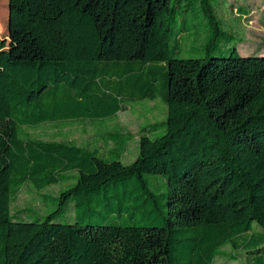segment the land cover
I'll use <instances>...</instances> for the list:
<instances>
[{
  "label": "trees",
  "instance_id": "obj_1",
  "mask_svg": "<svg viewBox=\"0 0 264 264\" xmlns=\"http://www.w3.org/2000/svg\"><path fill=\"white\" fill-rule=\"evenodd\" d=\"M215 1L9 0L0 264H214L226 246L264 264V55L236 45L175 55L191 8L226 36L216 14L225 0ZM157 98L167 117L143 128L131 164L122 160L131 133L109 132L107 157L30 133L100 124ZM68 180L47 215L12 213L26 183ZM62 211L69 221L56 219Z\"/></svg>",
  "mask_w": 264,
  "mask_h": 264
},
{
  "label": "rangeland",
  "instance_id": "obj_2",
  "mask_svg": "<svg viewBox=\"0 0 264 264\" xmlns=\"http://www.w3.org/2000/svg\"><path fill=\"white\" fill-rule=\"evenodd\" d=\"M219 2L220 0L215 1L217 4ZM8 3L9 0H0V49L7 46ZM216 14L226 36L214 37L211 26L199 7L186 11L185 28L179 37L180 47L176 56L200 58L226 54L227 49L235 45L243 55H264V0H225L224 6L216 7ZM167 113L166 103L157 98L154 101L135 102L120 111L114 119L100 124L78 122L69 124L65 128L46 124L30 130V133L33 137L45 140L73 142L90 151L99 149L104 157H107L116 146L109 137V132L120 130L123 133H131L133 139L122 158L125 164H131L140 153V135L143 128L164 121ZM162 133L163 130L160 129L151 132L150 135L155 138ZM73 182V180L62 181L44 190H37L31 183H26L12 204V213H27L26 209H28L34 211L36 215H47L56 207L53 199ZM45 195L49 196V202L46 204L43 199ZM56 219L69 221L65 211H62ZM231 255L238 257L233 259ZM214 264H249V261L244 251H234L231 246H226L221 249Z\"/></svg>",
  "mask_w": 264,
  "mask_h": 264
}]
</instances>
